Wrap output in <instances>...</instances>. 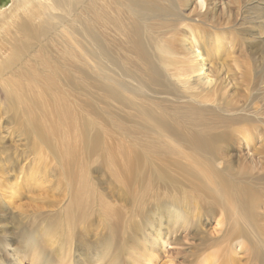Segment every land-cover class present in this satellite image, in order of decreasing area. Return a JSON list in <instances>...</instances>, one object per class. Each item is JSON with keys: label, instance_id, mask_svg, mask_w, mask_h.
<instances>
[{"label": "rangeland", "instance_id": "374dc122", "mask_svg": "<svg viewBox=\"0 0 264 264\" xmlns=\"http://www.w3.org/2000/svg\"><path fill=\"white\" fill-rule=\"evenodd\" d=\"M14 1L0 0V19ZM98 2L104 5L106 0ZM170 4L175 9V16L167 21H149V31H145L143 41L149 51L155 49L158 62L161 58L159 51L167 50L165 62L170 66L167 75L170 74L173 80L181 71L187 74L192 67L196 70L199 66L202 68L203 63L201 72L191 77H181L185 83L188 81L186 86L176 78V89L182 96L191 97L190 100L210 108L228 103L239 109L246 107L247 110L253 95L264 91V0H171ZM84 5L88 6V2ZM78 13L81 19H89L87 9L78 6ZM1 24L0 64L11 60L7 45L9 25ZM138 25L143 23L137 21ZM107 27L109 31H100L105 38L107 36L112 40L114 54L126 57L130 53L127 37L116 36L112 26ZM61 40L62 35H58V50L67 48V44L59 45ZM49 49L53 50V47H35L27 52L24 63L28 67L42 64L38 67L43 69L45 64L50 68L46 64L49 56H44ZM41 54L43 60L39 61L36 56ZM198 55L201 57L197 58ZM59 58L58 54L59 80L50 89L52 93L44 94V98L39 100L42 104L40 108L36 105L37 110L35 106L34 109L27 107L28 99L17 105L13 96H9L8 81L13 86L23 85L19 79L23 78L19 74L20 67L14 66L6 71L5 65L2 67L0 264H14L16 257L24 253L21 250L25 241L40 245L43 236L55 238L54 242L44 241V246L47 256L58 264V227L55 226L57 232L51 235L44 231L51 228L50 225L60 220L59 216L71 207L75 194L73 192L72 195L73 187L69 182H73L75 174L84 191L95 195L94 204L99 208L103 201L105 215L108 211L113 212L116 219H107L108 213L106 218L100 220L97 214L79 230L67 232L68 238L72 239L68 253L72 264H78L80 260L83 264H109L108 260L95 256V246L106 237L107 229L113 227L122 230V244L129 250L124 256L126 264H225L226 261L228 264H255L256 260L252 259L250 253L252 235L243 215H249L254 209L247 186L251 184L252 176L262 175L264 169V117L256 120L254 114L239 110L248 115L243 116L241 124L254 137L250 144L244 141L242 135H232L234 128H220L217 125L208 133L209 143L194 142L195 130L190 126H179L176 119L171 121L169 117L176 143L164 147L157 141L152 149L141 146L140 152L145 157L141 159L139 170L148 179L136 173H126L124 178L132 185L125 186L121 182L123 178L118 181V174L121 173L118 154L119 164L114 168L108 167L100 153L91 155L89 147L93 142L92 137L98 136L99 147L104 150L118 149L129 143L153 140L154 135L148 133L152 131L130 109L123 111L126 118L122 120V130L109 127L106 98L98 83L93 80H71L73 76L79 79V74L68 62L66 64L64 61V64ZM174 68L178 72L171 74L176 70ZM25 84L36 86V82L32 81ZM39 89L42 90L43 86H39ZM261 99L254 102L256 110L264 109V100ZM83 122L93 124V128L89 126V134L84 132ZM149 163L157 171H164L166 178L152 176V169L148 170ZM226 179L244 187L242 192L234 187L226 189L227 200L208 188V184L222 183ZM137 185L140 188L136 190ZM262 199L256 208L259 240H264ZM94 204L93 211L98 209ZM167 206L175 207L186 215L185 222L175 230L170 228L174 220L170 222L171 226L167 224L170 226L168 229L158 225L159 219L164 217L160 214ZM146 217L150 218L149 222ZM150 223L154 225L153 228ZM158 229L165 237L162 246L153 254L148 252L144 261L136 263L130 256L142 252L147 246L145 240L151 241ZM80 240L81 243L87 242L85 249L79 245ZM21 260V264H31L33 257Z\"/></svg>", "mask_w": 264, "mask_h": 264}, {"label": "bare ground", "instance_id": "6f19581e", "mask_svg": "<svg viewBox=\"0 0 264 264\" xmlns=\"http://www.w3.org/2000/svg\"><path fill=\"white\" fill-rule=\"evenodd\" d=\"M86 2H88V6L84 5ZM170 2L171 0H158L157 2L155 0H106L105 4L101 5L98 0H16L8 9V12L0 19V26H2V22L9 25L7 45L10 49L8 58L11 59H7L6 61L3 60L4 62L0 64V74L3 73L2 67L4 65L5 71L12 69L14 66H19V74L23 76V78H19L21 80L20 84L23 83V85L13 86L14 84L12 85L9 81L7 82L10 90L9 96H13L17 105L22 104L23 101L28 99L29 102L26 105L29 109H34L35 106L37 110L36 105L39 106L38 108L41 107L42 103H40L39 100L44 98V94L52 93L50 89H52L56 81L59 80V73H61L58 68V66H60L58 64L59 54V59L63 61V63L64 61H66V64L68 62V65L74 68L77 74H79V79L73 76L70 77L71 80H93L98 83V87L104 93V98H106V114L109 127H118L122 130V123L126 118L123 111L125 109H130L134 110L152 131L148 132L154 135L153 140H151L152 142L129 143L120 146L118 149L105 148L104 150L99 147L98 136L92 137L93 142L89 147L91 155L95 156L100 153L103 161L106 162V165L110 168L117 166L120 158L121 173L118 174V181H121L120 179L123 178L124 180L121 182L125 186L132 185L131 181L124 178L126 173H136L139 174L141 178L148 179L147 176L141 175L139 170L141 159L145 157V154L140 152L141 146H150L152 149L155 145L154 143L157 141L164 144V147L174 146L176 143L174 139L176 134H173V128L170 125L169 117L171 121L173 118L176 119L180 124L179 126L192 127L195 130L193 141L203 142V144L205 142H210L208 133L214 125L220 128H234L235 130L231 132L232 135H235V133L240 134L244 138V141L250 144L254 137L252 138V135L250 136L249 134V130L245 129V126L241 124L244 121L243 116H248L244 111L254 114L253 118L256 120H262V116L264 117V109L261 111L260 108L256 110V106L254 107L255 101H262L261 98L264 100V91H260L253 95L252 102L247 106V110H245L246 107L239 109L228 103H224L220 107L210 108L190 100V96V98H187L186 95H184L186 96L184 97L179 93L176 89L178 88L175 81L176 78L181 81V77H191L192 74L194 75L196 72H201L203 70V63L201 64L202 68L199 66L196 70L195 67H192L187 74L185 73L186 75L178 68L181 71L178 77L181 79L176 77L175 80H173L170 74L167 75L169 73L167 70H169L168 68L170 67L169 64L165 62L167 50L159 51L161 58L158 62V55L155 49L152 48L151 51H149L143 41L145 38V31H149V21L153 19H163V21H167L168 18L175 16V9L171 6ZM157 4L161 5V7ZM78 6L87 9L89 19H81L79 17L81 14H76V8ZM126 13H129V16H126ZM137 21L143 23V25L137 26ZM171 22L174 21L172 20ZM58 24H60L59 30ZM109 25H111L112 30L116 32V36L127 37L130 43V53L127 54L126 57L122 55L116 56L114 54L112 40H109L107 36L105 38L104 34L100 31L101 29H103V31L108 30L107 26ZM58 35H62V40L59 42V45L65 46L67 44V48L58 50ZM45 45L53 47V50L49 49V51L44 54L45 57L47 55L49 56L46 58V64L50 68L45 64H43V69H39L38 67L42 64L28 67L27 64L24 63V60L27 58V52L33 50L37 46ZM39 53H41V51H39ZM200 57L201 55L197 56V58ZM36 59L42 61V54L37 55ZM175 69L176 68L173 70ZM176 71L177 69L170 73L173 74ZM27 81L36 82L35 88L25 84ZM182 82L184 81L182 80ZM187 83H185V86ZM39 86H43V89L40 90ZM256 105L258 106V104ZM247 118L248 117H246V119ZM84 124V132L89 134V126L93 128V124L90 122ZM116 154H118L119 158ZM151 165L152 163L148 164V170L152 169V176L155 175L158 179L166 178L164 171H157L158 169H154ZM72 178L73 177H71V179ZM73 179L72 183L69 182L70 186L72 184L73 187L72 195L75 194L73 203L70 204L71 207L65 211V214L63 213V215L59 216L60 220L56 221L54 225H50L51 228H48L47 231H44L51 235L57 232L55 226L58 227V235H56L59 242L58 264H72L68 255L72 239L68 238L67 232L76 229L79 230L80 226L87 225L94 215L96 216L98 214V217L102 220L106 218L109 213L108 211L105 215L106 212L103 201H100L102 205L99 208L94 204L96 202L95 195H89V191H84L80 179H78L76 174ZM251 179V184L247 186V191L252 198V206L254 209L249 215H243V218L246 220L248 230L252 235V239L250 240V245L252 247L250 248L252 249V252H250L252 253L251 257L256 260L255 264H264V240H259L257 236L256 213V208L260 205L258 201L262 199V195H264V169L262 175L260 174L257 176L254 174ZM143 184L144 182L142 185ZM233 187L241 192L244 188L240 183L230 182L227 179L222 183L208 184V188L211 191L221 194L226 197V200L228 199L226 189ZM137 188H140V185L135 187L136 190ZM262 201L264 200L262 199ZM93 204L98 208L95 211H93ZM104 205L107 206L106 204ZM168 207L169 206L160 214V216L164 217L159 219L158 225L161 228L168 229L171 226L170 222L174 220L170 228L171 230H175L177 226L185 222L186 215L184 212H179L175 207ZM108 209L110 210V208ZM107 219L114 221L116 216L112 212L109 213ZM145 219L147 222L150 221L149 217ZM164 224L165 227H163ZM150 227L153 228L154 225L150 223ZM155 231L157 232L154 233L153 239H150L151 241L145 240V245L147 246L143 248V251L137 255L130 256L136 263L144 261L146 256H148V252L153 254L154 251L158 250L157 248L162 246V241L165 237L159 229ZM84 232L88 235L87 231ZM121 233L122 230L119 227L107 229L106 237L99 240L95 246L97 249L95 256H97V258L101 256L103 259L108 260L109 264H126L124 262V256L129 250L122 244L123 242L120 238L122 235ZM70 234L73 235V233ZM42 239L43 242L40 245L25 241L21 250V252L24 253L16 257L14 264H21V259H26L29 256L33 257L31 264H56L52 257L50 258V256H47V249H45L44 246V241L53 240L52 242H54L55 238L52 236H43ZM55 243H53V246ZM86 243V241L81 243L80 240L79 245H82L83 247L81 248L85 249L84 246ZM14 254L16 255V253ZM72 260L73 259H71V261ZM85 260L83 262H85ZM95 261H97V259H95ZM226 262L225 264H228V261ZM78 264L83 263L80 260Z\"/></svg>", "mask_w": 264, "mask_h": 264}]
</instances>
